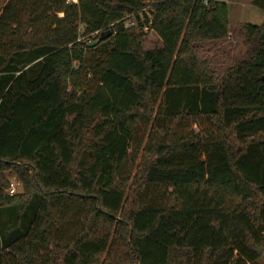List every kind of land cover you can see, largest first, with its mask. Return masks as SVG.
Masks as SVG:
<instances>
[{"label": "trees", "instance_id": "1", "mask_svg": "<svg viewBox=\"0 0 264 264\" xmlns=\"http://www.w3.org/2000/svg\"><path fill=\"white\" fill-rule=\"evenodd\" d=\"M229 27L220 0H8L0 264H263L264 22L220 72L198 44Z\"/></svg>", "mask_w": 264, "mask_h": 264}, {"label": "rangeland", "instance_id": "2", "mask_svg": "<svg viewBox=\"0 0 264 264\" xmlns=\"http://www.w3.org/2000/svg\"><path fill=\"white\" fill-rule=\"evenodd\" d=\"M8 2V0H0V12L3 9V7L6 5V3ZM148 2V6H146V9L144 10V12L140 13V17H136V14H131L132 17L130 19H127L126 22H131L129 23L130 26L129 28H134V30H138L140 28H142V22L145 21L146 16L152 18L153 16V9L151 7L150 2L152 1H147ZM252 8V7H251ZM251 8L249 7V10H251ZM261 11V10H259ZM263 12V11H261ZM264 14V13H262ZM130 14H126V16H129ZM247 19H251L248 21H255L258 22L259 19L255 18V16H253L252 14H248L247 13ZM134 25H131L133 24ZM235 26H237L235 24V22L231 23V28H234ZM83 28V26H81ZM144 28V32H147L145 34V41L143 43L145 49H153L156 47H161L163 45L162 40L160 39V37L158 36V34L156 32H154L153 30H149L148 27H143ZM242 30L240 27L237 29H234L235 35L237 36L234 38V40L230 41V45L233 46L234 50L231 51V48H229L230 46H224L222 44H220L221 41H224L226 39L223 40H218L216 41H204L202 43H199L198 46L200 48V54H202V56H204L205 58H208L212 61L213 66H216L218 68V70L220 72H224L225 69H227L229 66L233 65L236 63V61L242 59L247 51L248 45L246 44L245 41V36L244 33H241ZM243 32V31H242ZM97 33L96 34H92L90 36H86L84 38L85 42H89V41H97L99 40V38H96ZM94 52L92 51H88L86 58H85V65L88 66L92 60V57ZM98 52H96L97 55ZM82 84L84 82H88V76H86L85 72L84 75L82 76ZM95 79L92 78V81L90 82H94ZM84 85V84H83ZM190 125V124H189ZM196 130H200L201 126L199 124H197V126L195 127ZM188 131V127L184 128V131L181 132L180 134H185ZM10 180L17 178V176L15 174H11L9 176ZM261 263L264 264V256L261 258Z\"/></svg>", "mask_w": 264, "mask_h": 264}, {"label": "crops", "instance_id": "3", "mask_svg": "<svg viewBox=\"0 0 264 264\" xmlns=\"http://www.w3.org/2000/svg\"><path fill=\"white\" fill-rule=\"evenodd\" d=\"M220 1H224L228 4L229 7V20H230V27H229V35L226 38V40L221 41L220 44L224 45V46H230L229 48H231V51L234 50L233 46H231L229 43L230 41L234 40V38L237 36L235 35L234 29H237V27L242 28V26L245 23H253V24H257L260 25L264 22V10H262L261 8L257 7L256 5L253 4V0H220ZM249 7L251 8V10H249ZM263 12H261V11ZM247 13L248 14H252L253 16H255V18L259 19L258 22L255 21H248L251 19H247ZM235 22V24L237 26H235L234 28H231V23ZM241 33L242 30H240ZM238 38V36H237ZM216 43V41H215Z\"/></svg>", "mask_w": 264, "mask_h": 264}, {"label": "built area", "instance_id": "4", "mask_svg": "<svg viewBox=\"0 0 264 264\" xmlns=\"http://www.w3.org/2000/svg\"><path fill=\"white\" fill-rule=\"evenodd\" d=\"M79 2H80V0H66L67 4L79 3ZM131 17H132L131 14L129 16L125 17V24H126L127 27L130 26L129 23H131V22H129V21L126 22V21H127V19H130ZM131 25H134V23L131 24ZM22 190H23V186H22L21 181L18 178H14V179L10 180V184H9V187H8V193L10 195H15V194L21 192Z\"/></svg>", "mask_w": 264, "mask_h": 264}, {"label": "water", "instance_id": "5", "mask_svg": "<svg viewBox=\"0 0 264 264\" xmlns=\"http://www.w3.org/2000/svg\"><path fill=\"white\" fill-rule=\"evenodd\" d=\"M110 34H111V31H108L107 33H101L99 40L94 41V42H91V43L89 44V46L92 47V46L98 45L99 42H100V40H101L102 38L109 37Z\"/></svg>", "mask_w": 264, "mask_h": 264}]
</instances>
